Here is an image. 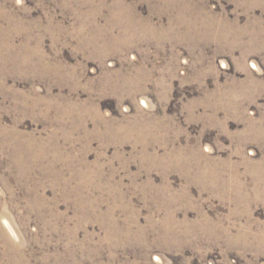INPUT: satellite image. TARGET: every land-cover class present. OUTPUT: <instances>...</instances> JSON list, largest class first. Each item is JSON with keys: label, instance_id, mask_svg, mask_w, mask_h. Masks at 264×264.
<instances>
[{"label": "rangeland", "instance_id": "374dc122", "mask_svg": "<svg viewBox=\"0 0 264 264\" xmlns=\"http://www.w3.org/2000/svg\"><path fill=\"white\" fill-rule=\"evenodd\" d=\"M0 264H264V0H0Z\"/></svg>", "mask_w": 264, "mask_h": 264}, {"label": "bare ground", "instance_id": "6f19581e", "mask_svg": "<svg viewBox=\"0 0 264 264\" xmlns=\"http://www.w3.org/2000/svg\"><path fill=\"white\" fill-rule=\"evenodd\" d=\"M228 26V25H227ZM219 28V27H218ZM221 30V29H220ZM231 30V29H230ZM221 37V36H220ZM226 37V36H225ZM220 41V40H219ZM243 43V42H242ZM10 229V228H9ZM10 231V230H9ZM11 231H12V229H11ZM16 239V238H15Z\"/></svg>", "mask_w": 264, "mask_h": 264}]
</instances>
